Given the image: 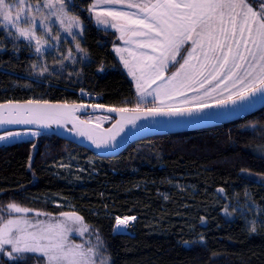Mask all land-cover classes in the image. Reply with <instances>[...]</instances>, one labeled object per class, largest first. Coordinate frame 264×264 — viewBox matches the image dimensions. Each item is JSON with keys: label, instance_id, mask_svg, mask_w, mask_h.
<instances>
[{"label": "trees", "instance_id": "obj_1", "mask_svg": "<svg viewBox=\"0 0 264 264\" xmlns=\"http://www.w3.org/2000/svg\"><path fill=\"white\" fill-rule=\"evenodd\" d=\"M94 3L65 0L84 30L63 43L73 48L78 41L87 56L47 59V71L35 70L27 43L0 27V103H80L93 92L107 107H135L137 89L114 51L121 40L97 25ZM13 202L50 215L79 214L110 264H264V109L213 128L150 137L113 158L46 133L1 145L0 207ZM248 203L259 213L234 211ZM117 216L137 217L129 233L116 231Z\"/></svg>", "mask_w": 264, "mask_h": 264}, {"label": "snow or ice", "instance_id": "obj_2", "mask_svg": "<svg viewBox=\"0 0 264 264\" xmlns=\"http://www.w3.org/2000/svg\"><path fill=\"white\" fill-rule=\"evenodd\" d=\"M101 4L118 7L97 11V25L116 29L120 33L118 39L125 44H135L138 48L147 47L157 53H140L144 67L151 71L146 76L141 67L139 77L129 68V60L121 57L124 66L129 68L130 75L136 80L140 99L135 107H106L97 103L69 108L67 105H48L47 101L40 100H28L26 104L35 107H26L9 102L8 105L0 104V125L39 124L50 127L52 123H56L63 126L72 111L88 107L104 109L120 115L117 132L112 133L107 140L96 139L83 131H78V134L87 135L98 149L114 150L119 147L120 141L116 137L124 131L125 123L131 124L139 132L144 127L137 124L141 119L191 118L188 122L227 119L249 112L257 104H264V0H95L89 11L96 10ZM57 5L60 7L57 8ZM45 8L55 9L49 15L55 16L60 25L64 26L63 30L76 40L72 28H81L82 31V26L78 17L70 16L65 10V0H0V20L4 22L0 27L7 29L12 39L26 40L27 46L34 48L41 58L45 52L51 54V50L44 47L48 41H42L37 36L38 28L43 29L41 36L52 31L47 22L49 15L43 12ZM132 8L138 9L139 14L126 10ZM132 37L147 39L134 40ZM51 39L58 41L59 33ZM188 41L192 42V47L187 58L181 57L183 62L179 64V69L165 80L169 57L175 63V55ZM51 47L55 49L56 45ZM198 48L201 49L203 60L190 65V61L194 59L193 53ZM75 49L84 54L82 59L86 58V50L81 48L78 41ZM115 51L120 52L121 49L116 48ZM65 58L76 62L72 49H68ZM58 62L63 64V61ZM42 71H47V68L44 67ZM157 80L164 83L158 84L149 92L148 88ZM190 92L197 95L190 96ZM149 95L153 96L155 106L142 110L140 103ZM169 100L178 102L166 103ZM5 108L7 113L3 111ZM221 109L226 111H219ZM108 118L103 117L105 120ZM85 122L87 121H81ZM39 134L31 133L33 136ZM21 135L22 133L9 131L0 135V141L15 139ZM125 138L121 137V140ZM30 211L35 210L15 202L0 207V264H27L29 260L32 264H108V257L103 255L104 246L98 234L97 243L93 246L85 248L83 245L69 244L68 233L73 229L66 222L33 223L26 218ZM14 213L21 215L13 217ZM35 215L45 213L35 211ZM61 215L66 221L73 223L83 220L75 213ZM135 219V216L123 219L117 216L115 221L117 226H126L129 220ZM250 223V230L254 232L256 222ZM87 230L86 226H81L76 231L83 235Z\"/></svg>", "mask_w": 264, "mask_h": 264}, {"label": "water", "instance_id": "obj_3", "mask_svg": "<svg viewBox=\"0 0 264 264\" xmlns=\"http://www.w3.org/2000/svg\"><path fill=\"white\" fill-rule=\"evenodd\" d=\"M9 102L12 105H22L26 107H35V105H27V101H7L0 104L8 105ZM48 105L63 106L67 105L72 108L74 105H92L86 102L80 103H67V102H50ZM107 107V106H106ZM231 107V106H230ZM264 109V104H257L249 112L240 113L227 119H205L196 122H188L191 118L188 117H156L149 118V120H138L137 124L144 126L142 131L137 132L131 124H124V131L117 135V141H120L119 147L116 149L96 148L92 144L91 140L87 138V135L80 136L78 131H83L89 135H92L96 139H105L111 136L112 133L117 132V121H120V115L118 113H109L104 109H93L88 107L87 109H77L68 114L67 119L63 122V126H58L56 123H52L50 127H43L39 124H12V125H0V135L9 131L16 130H33L40 133H46L58 136L66 141L79 145L99 157L113 158L121 155L130 145L135 142L161 135H170L176 133L191 132L201 129L213 128L223 124L235 122L244 119L252 114ZM7 113V108L3 110ZM215 111V110H214ZM219 111H226L221 109ZM105 115L114 119L110 125H102L92 120L85 119V116ZM128 115V114H125ZM71 121V122H68ZM81 121H87L81 123ZM75 125V127H74ZM99 125V126H97ZM121 137H126L121 140Z\"/></svg>", "mask_w": 264, "mask_h": 264}, {"label": "rangeland", "instance_id": "obj_4", "mask_svg": "<svg viewBox=\"0 0 264 264\" xmlns=\"http://www.w3.org/2000/svg\"><path fill=\"white\" fill-rule=\"evenodd\" d=\"M135 2H140V0H135ZM109 6H112V5H104V4H101L99 5V7L93 11L94 13V16H95V20H96V12L97 11H100V12H103L107 9H109ZM57 8H59L60 6L57 5L56 6ZM102 7V8H101ZM113 7H118V6H113ZM65 10L68 12V14L70 16H73L69 11L68 9L66 8L65 6ZM51 11H55V9L53 10H49V9H43V12L45 15H49V13ZM138 11V10H136ZM106 18V17H104ZM110 19V18H109ZM1 23L3 24L4 22L2 20H0ZM80 23H81V26H82V31L84 30V23L79 19ZM52 29L51 33L50 34H47V35H43L41 36V33L43 32V29H40L38 28L37 30V36L39 38H41V40H47L48 43L44 45V47L46 49H50L51 50V54L49 57H47V55L49 54V52H45L44 56L41 58L39 56V54H36L35 51H34V48H30L31 51H32V56L35 57L36 59V69L35 70H39L42 71V69L45 67V64L47 62V59H57V60H62V59H66L65 58V54L67 53L68 49H72L73 50V53H74V58L76 56V54L78 52H76V49H75V46L73 48H71L68 44H64L63 41L65 40H71V41H74L72 39V36L68 35V33H66L64 30H63V27L62 25H60L59 21L56 19L55 16H52V15H49V20L47 21ZM37 23L39 24V21H37ZM101 27H104L103 25H99ZM105 28V27H104ZM106 29H113V28H106ZM113 30H116V29H113ZM81 31V28H76V27H73L72 28V32L77 35H80L82 33ZM57 33H59L60 35V39L57 41V40H53L51 39L52 36H55ZM18 35V34H16ZM21 40L25 41L27 44L28 42L26 40H24L23 38H20ZM186 44H188V50H187V53L188 51L191 50V47H192V42L191 41H188L186 42L184 45H182L179 49V51L183 50L185 48V46H187ZM52 45H56V48L55 49H52ZM129 45L131 44H125L124 42H122V45L120 46H116L114 48V51L116 48H119L121 49L120 52H117L115 51V53L117 54L119 60L121 61L125 71L129 74V76L131 77V79L133 80L134 84H135V87H136V80L133 78L132 75H130V72H129V68H131L132 71H134L136 73V76L139 77L141 75V67H143V70H144V73L145 75L147 76V74L151 71L150 69H148L147 67H144L143 65V62L142 61H137V59L133 60V55H132V52L130 53L131 50H129L131 47H129ZM125 49H128V51H125ZM130 54H129V53ZM187 53L185 55V58H187ZM201 53V49H197L195 53H193V56H194V59H192L190 61V65H196L198 64L200 61L203 60V56L200 54ZM180 54V53H179ZM177 55H175L176 57ZM121 57H124V59L126 60H129L130 64H129V68H126L124 66V62L123 60L121 59ZM195 57H198V59H196ZM137 58V56H136ZM178 58H180V56H177V58H175V63L178 61ZM67 61H70L69 59H66ZM183 62V61H182ZM181 62V63H182ZM175 63H173L172 61V57L170 56L169 57V61H168V66L167 68L165 69V80L169 79L171 77V75L173 74V72L177 71L179 69V66L177 67V69H175L174 71L172 72H169L170 68L175 65ZM41 73V72H40ZM164 83V81L162 80H157L155 84H152L150 88H148V91L151 92L152 89L156 88L158 84H162ZM215 83V82H214ZM211 87V85L209 86V88ZM203 91V90H201ZM190 96H194V95H197V93H193V92H190L189 93ZM215 95V94H214ZM139 96V95H138ZM140 99V97H139ZM180 99H183V98H180ZM178 101L177 100H169V101H166V103L168 104H175L177 103ZM157 104L159 103L158 101L156 102ZM143 108L145 107H154L155 105L153 104V96H147L146 97V100H144L143 102H141ZM93 120L97 123H100L102 125H106L107 123H109L111 121V119H103V116L101 115H95L93 117ZM12 132H19V133H22L21 136L15 138V139H10V140H7V141H0V146L1 145H4V144H10V143H14V142H20V141H25V140H30V139H34L36 138L38 135L36 136H33L31 135V133L33 132H37V131H33V130H16V131H12ZM38 133V132H37ZM5 133L1 134V135H4ZM47 202L49 201L50 203H53L54 205H66L65 203H63L61 200L57 199V198H47L46 199ZM249 206V208H243L239 205H235L234 207V211H236L237 213H240L242 214L243 216H245L247 213H251V214H257L259 213V209L256 208L255 206H253L251 203H248L247 204ZM24 207V206H22ZM37 211V210H35ZM35 211H30L28 214H27V219H29L30 221H32L33 223H36V222H41L43 224H56V223H61V222H66L67 225L69 227H71L73 230L71 232L68 233V243L69 244H77V245H83L85 248L87 247H90V246H93L97 243L96 241V234H94V232L90 229V227L88 225H86L84 223V221L82 220V222H76V223H73L71 221H66V218L63 217L62 215H47L45 213V215H40V216H36L35 215ZM42 213V212H41ZM68 213H74V212H68ZM77 214V213H75ZM13 217H15L16 215H21V214H12ZM78 216H80L79 214H77ZM127 217H132V216H127ZM136 217V216H135ZM120 218H125V217H120ZM137 219V217H136ZM135 220H129L128 224L125 226V225H120V226H117L116 225V231L117 232H123V233H129L130 230V226L132 224L135 223ZM81 226H86L87 227V231H85L83 233V235H80L76 230L79 229ZM34 230V229H32ZM103 255H105L106 257H108L105 252H103ZM108 264H110V259L108 257Z\"/></svg>", "mask_w": 264, "mask_h": 264}, {"label": "crops", "instance_id": "obj_5", "mask_svg": "<svg viewBox=\"0 0 264 264\" xmlns=\"http://www.w3.org/2000/svg\"><path fill=\"white\" fill-rule=\"evenodd\" d=\"M113 6H109V8H112ZM102 8V7H101ZM127 11H130V12H134V13H137V14H139V10L138 9H136V8H132V9H126ZM136 10H138V11H136ZM113 30V29H112ZM116 32H117V34L120 36V33L117 31V30H115ZM132 39H134V40H146L147 39V37H132ZM122 40H121V42L118 44V45H116V46H120V45H122ZM128 45V44H127ZM186 45H188V44H186ZM115 46V47H116ZM114 47V48H115ZM129 47H131L129 50H131L130 51V53L132 52V55H133V60H135V59H137V61H142V58L140 57V53H146V54H148V55H157V53H153L152 51H151V49L150 48H147V47H145V48H138L135 44H131V45H129ZM182 51V50H181ZM181 51H179L178 52V54H177V56H180V54L179 53H181ZM129 53V52H128ZM129 53V54H130ZM136 56H137V58H136ZM177 56L175 57V58H177Z\"/></svg>", "mask_w": 264, "mask_h": 264}, {"label": "built area", "instance_id": "obj_6", "mask_svg": "<svg viewBox=\"0 0 264 264\" xmlns=\"http://www.w3.org/2000/svg\"><path fill=\"white\" fill-rule=\"evenodd\" d=\"M84 98L86 99V102L90 104H97L100 100L99 95L93 92L84 93Z\"/></svg>", "mask_w": 264, "mask_h": 264}, {"label": "flooded vegetation", "instance_id": "obj_7", "mask_svg": "<svg viewBox=\"0 0 264 264\" xmlns=\"http://www.w3.org/2000/svg\"><path fill=\"white\" fill-rule=\"evenodd\" d=\"M93 117H94L93 115H92V116H85V119L94 121V120H93ZM113 121H114V119L111 118L110 124H111Z\"/></svg>", "mask_w": 264, "mask_h": 264}]
</instances>
